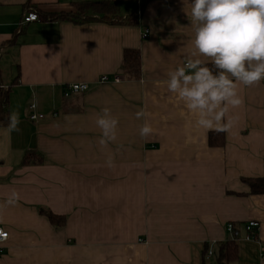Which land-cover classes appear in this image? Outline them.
I'll return each mask as SVG.
<instances>
[{
  "label": "crops",
  "instance_id": "1",
  "mask_svg": "<svg viewBox=\"0 0 264 264\" xmlns=\"http://www.w3.org/2000/svg\"><path fill=\"white\" fill-rule=\"evenodd\" d=\"M105 2L118 4L120 20H46ZM190 3L0 0V92L20 118L18 131L0 126V227L9 233L0 264H211L233 239L230 223L240 231L235 264H264V194L246 182L264 178V81L240 86L229 131L194 126L196 114L163 83L193 50ZM29 12L39 21L22 26ZM131 12L137 26L121 23ZM127 51L139 55L138 70ZM75 83L89 90L66 97ZM103 108L119 121L104 149ZM145 120L153 132L142 138ZM13 190L18 203L5 205Z\"/></svg>",
  "mask_w": 264,
  "mask_h": 264
},
{
  "label": "clouds",
  "instance_id": "2",
  "mask_svg": "<svg viewBox=\"0 0 264 264\" xmlns=\"http://www.w3.org/2000/svg\"><path fill=\"white\" fill-rule=\"evenodd\" d=\"M190 6L193 50L182 66L168 71L163 83L196 114V128L227 132L235 120L230 111L244 104L240 86L264 81V0H191ZM136 116L144 118L147 113L141 110ZM8 119V131H18L19 114L11 112ZM95 123L104 149L117 139L119 121L109 108H103ZM152 132L145 120L140 136L146 138ZM105 163L114 166L111 156ZM19 199L13 190L5 205L14 206Z\"/></svg>",
  "mask_w": 264,
  "mask_h": 264
},
{
  "label": "trees",
  "instance_id": "3",
  "mask_svg": "<svg viewBox=\"0 0 264 264\" xmlns=\"http://www.w3.org/2000/svg\"><path fill=\"white\" fill-rule=\"evenodd\" d=\"M147 2L153 0H146ZM78 12L75 15H60V16H49L46 20L56 21V20H68L74 23H85L93 21V13L99 12L102 15L101 20H120L118 17V4L115 2H105V3H87L79 6ZM91 11H94L90 13ZM90 13V14H89ZM113 16V17H112ZM46 18V17H45ZM121 23L127 26H137L139 23V14L137 12H131L127 17L122 19ZM125 60L134 70L139 68V55L135 52L127 51L125 53ZM9 92H0V126L9 123L8 106H9ZM212 138V137H211ZM222 138V137H221ZM217 142L211 139V144ZM246 182L251 186L252 192L254 194H264V178L246 180ZM45 215L49 218L51 222L59 221V218L50 212H46ZM60 222V221H59ZM207 253V252H205ZM217 262L216 264H235L238 259V244L236 239H231L225 244L221 245L216 254Z\"/></svg>",
  "mask_w": 264,
  "mask_h": 264
},
{
  "label": "built area",
  "instance_id": "4",
  "mask_svg": "<svg viewBox=\"0 0 264 264\" xmlns=\"http://www.w3.org/2000/svg\"><path fill=\"white\" fill-rule=\"evenodd\" d=\"M37 21H39L38 14L36 12H29L25 15L23 22H22V26L29 24V23L37 22ZM148 37H149V31L146 30L144 32L143 38L146 39ZM119 82H121V79L119 77L110 78L108 76H103L100 79L101 84L119 83ZM88 90H89V85L86 83L71 84L66 87L65 96L69 97L72 94L84 93ZM42 118H44L43 115L34 114L31 116V120L33 121H37L38 119H42ZM226 230L232 236L233 239L239 240L240 231L237 229V227L234 224H231V223L228 224ZM258 230H259V225L257 223H254V222L248 223V225L246 226V232H247L246 237H248L249 239H255L257 236ZM8 239H9V233L4 228L0 227V244H4L5 242L8 241ZM208 254L211 256L213 255V252L209 251ZM0 256H1V251H0ZM262 257H264V254H262Z\"/></svg>",
  "mask_w": 264,
  "mask_h": 264
},
{
  "label": "rangeland",
  "instance_id": "5",
  "mask_svg": "<svg viewBox=\"0 0 264 264\" xmlns=\"http://www.w3.org/2000/svg\"><path fill=\"white\" fill-rule=\"evenodd\" d=\"M231 236V235H230ZM216 254H217V252H216ZM216 262H217V258H216V255L211 259V261H210V263L211 264H216Z\"/></svg>",
  "mask_w": 264,
  "mask_h": 264
}]
</instances>
